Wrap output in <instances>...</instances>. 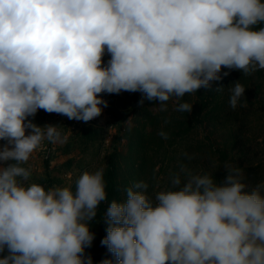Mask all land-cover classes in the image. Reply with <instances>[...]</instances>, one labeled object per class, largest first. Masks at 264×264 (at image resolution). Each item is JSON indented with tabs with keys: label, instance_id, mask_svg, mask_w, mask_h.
Masks as SVG:
<instances>
[{
	"label": "clouds",
	"instance_id": "1",
	"mask_svg": "<svg viewBox=\"0 0 264 264\" xmlns=\"http://www.w3.org/2000/svg\"><path fill=\"white\" fill-rule=\"evenodd\" d=\"M232 70H264V0H0V264H93L102 202L114 259L100 264H264V183L250 188L238 167L217 182L181 165L154 196L139 180L110 202L103 168L73 191L30 182L26 167L61 138L30 119L40 110L87 123L108 107L101 94L139 92L166 112L170 99L222 92L213 82ZM232 85L235 110L245 87Z\"/></svg>",
	"mask_w": 264,
	"mask_h": 264
},
{
	"label": "rangeland",
	"instance_id": "2",
	"mask_svg": "<svg viewBox=\"0 0 264 264\" xmlns=\"http://www.w3.org/2000/svg\"><path fill=\"white\" fill-rule=\"evenodd\" d=\"M108 59H110V56L106 54L103 60L107 63ZM101 95L108 101V107L103 109L101 116L87 123L70 120L66 116L55 113L49 114L43 110L38 111L34 118H30L41 127L48 124L56 125L61 132L60 140L56 143L44 141L40 148L32 154L26 165L32 170L30 182L38 183L46 189L54 186H69L74 189L75 181L83 171H95L103 168L108 202L114 200V198H110L108 180L113 175L116 181H120L123 173H127L132 168V162L134 161L130 158L129 132L136 125V119L144 108H149L155 113L160 112L157 111L160 102L156 100V103L148 107L144 103L140 104L139 101L141 100L139 99L142 94L139 92ZM178 103L179 101L174 98L167 102L168 110L164 112L165 114L162 112L160 115V128H165L167 124L165 121L179 114L178 111L174 110ZM237 121L239 123L238 127L239 125L241 127V129L238 128L237 138L241 139V130L247 136L255 134L264 138V131L259 132L255 128V122L251 126L248 125L249 120L245 113L241 114ZM152 128L149 127V130H152ZM158 131L160 132V130ZM208 135H210V132L201 130L198 135H193L188 141L181 144L180 140L170 144L171 140L166 139L164 145L159 138L150 142L148 150H146V164L144 165L146 167L140 179L149 185L147 191L150 196H154L157 191L171 187V176L179 172L181 165L196 173H212L217 170H225L224 166L218 167L213 163L209 156V148L204 147L200 150L196 146L188 149L189 144H196L198 140L208 141ZM227 136H229V131L226 135H223V138ZM217 139H220V137ZM228 139L233 142L235 138L230 135ZM0 143L3 142L0 141ZM263 153L264 146H257L253 143L250 147L236 152L235 162L230 165L238 167L241 164H249V162H259L264 160ZM153 165H155L154 170ZM261 171L263 172L264 168ZM243 174L245 182L250 188L264 183V172L258 180L256 175H250L249 177L246 172ZM106 207L107 202H102L98 208L97 216L90 222L91 231L95 233V239L92 246L85 249V254L92 257L93 263L99 258L111 255L108 253L106 246H102L100 243L106 235L107 225L103 220ZM3 255H7L6 250L4 253H0V256Z\"/></svg>",
	"mask_w": 264,
	"mask_h": 264
},
{
	"label": "trees",
	"instance_id": "3",
	"mask_svg": "<svg viewBox=\"0 0 264 264\" xmlns=\"http://www.w3.org/2000/svg\"><path fill=\"white\" fill-rule=\"evenodd\" d=\"M223 71H228V69L222 68ZM236 81H239L245 87V93L241 99L243 106H238L233 110L228 104L230 96L229 89L233 86L232 83ZM221 85L224 86L222 92L209 91L202 88L193 94H186L179 103L186 101L193 104L191 113L178 112L179 114L177 116L166 120L167 124L165 128H160V115L162 112L155 113L149 108H144L139 113L136 119V125L129 132L130 158L134 160L132 162V168L127 173H123L120 181H116L113 175L110 177L108 180L110 198L123 201L125 199L124 188L131 182L138 181L142 178L144 168L146 167L144 166L146 164V150H148L150 142L153 139L159 138L164 145L166 144V139H163L159 135L161 131L167 133V140H171L170 144L176 143L178 140H180V144L186 142L193 135H198L201 130L210 132V135L207 136L208 141L204 139L198 140L196 144H189L188 149L195 148L196 146L200 150L204 149V147L209 148V156L218 167L224 166L225 163L231 164L235 162L234 157L236 152L250 147L253 143L257 146H264V138L262 136H256L255 134L253 136L252 134L247 136L243 130L240 133L241 139L237 138L238 128L240 127V125L238 127L239 123L237 119L243 113L247 115L249 126L255 122V128L259 132L264 131V70H259L250 76H243L242 72L232 70L221 81L213 82V89ZM141 99H143V96L139 100ZM143 103L148 107L156 103V101L144 99ZM149 127H153L152 130H149ZM251 129L253 130L254 128ZM228 131L229 136L233 135L235 138L233 142L228 139L229 136L223 138V135H226ZM219 137L220 139H217ZM238 168L243 170V173L246 172L249 177L250 175H256V179L258 180L264 172L261 171L264 168V160L241 164ZM154 169L155 165H153ZM199 170L202 171L201 169ZM209 174L217 182H220L226 176V171L217 170ZM105 258L114 259L111 255L104 256L93 264H100V261Z\"/></svg>",
	"mask_w": 264,
	"mask_h": 264
}]
</instances>
